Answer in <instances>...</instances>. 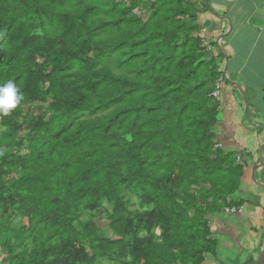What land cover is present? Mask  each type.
Instances as JSON below:
<instances>
[{"label": "trees", "instance_id": "obj_1", "mask_svg": "<svg viewBox=\"0 0 264 264\" xmlns=\"http://www.w3.org/2000/svg\"><path fill=\"white\" fill-rule=\"evenodd\" d=\"M202 10L201 0H0V83L24 96L0 114V264L215 255L208 217L242 205L232 198L245 163L213 140L211 94L225 80Z\"/></svg>", "mask_w": 264, "mask_h": 264}, {"label": "crops", "instance_id": "obj_2", "mask_svg": "<svg viewBox=\"0 0 264 264\" xmlns=\"http://www.w3.org/2000/svg\"><path fill=\"white\" fill-rule=\"evenodd\" d=\"M201 1L205 4L198 17L203 26L201 37L206 45L215 44V48L208 47L209 56L219 54L220 47L227 59L226 78L234 84L225 81L220 86L213 140L245 163L240 187L232 198L242 205L232 213L208 217L217 249L202 264H255L264 239V189L250 176L264 144V0ZM254 178L264 186V148L262 166Z\"/></svg>", "mask_w": 264, "mask_h": 264}, {"label": "clouds", "instance_id": "obj_3", "mask_svg": "<svg viewBox=\"0 0 264 264\" xmlns=\"http://www.w3.org/2000/svg\"><path fill=\"white\" fill-rule=\"evenodd\" d=\"M24 100L19 87L12 80L0 83V114L7 115Z\"/></svg>", "mask_w": 264, "mask_h": 264}, {"label": "water", "instance_id": "obj_4", "mask_svg": "<svg viewBox=\"0 0 264 264\" xmlns=\"http://www.w3.org/2000/svg\"><path fill=\"white\" fill-rule=\"evenodd\" d=\"M217 50H218L219 54H222V52L220 51V47H219V46L217 47ZM222 56H223V60H224V68H223V71H222V74H223L224 80H225L228 84H230L231 86H234V84H233L232 82H230V81L226 78L227 59H226V57H225L224 55H222ZM263 148H264V144H263V145L260 147V149H259V164L256 165V166H254V167L252 168V170H251V173H250L251 181H252L257 187L262 188V189H264V186L261 185V184H259V183H257V182L255 181L254 174H255L256 170L259 169V168L262 166V151H263ZM263 260H264V239H263V246H262V248H261V251H260V253H259V256H258V258H257V260H256V262H255V264H262Z\"/></svg>", "mask_w": 264, "mask_h": 264}, {"label": "rangeland", "instance_id": "obj_5", "mask_svg": "<svg viewBox=\"0 0 264 264\" xmlns=\"http://www.w3.org/2000/svg\"><path fill=\"white\" fill-rule=\"evenodd\" d=\"M195 2V0H193ZM135 13H138L137 10H135ZM145 14H142L141 17L144 18ZM98 227L102 230V231H106L108 236L110 237L111 236V233L108 229V222L103 219L101 216L98 217ZM0 256H1V251H0Z\"/></svg>", "mask_w": 264, "mask_h": 264}, {"label": "built area", "instance_id": "obj_6", "mask_svg": "<svg viewBox=\"0 0 264 264\" xmlns=\"http://www.w3.org/2000/svg\"><path fill=\"white\" fill-rule=\"evenodd\" d=\"M190 1H193V0H190ZM220 84H221V81H218L215 85V88L211 94L212 98L216 101H218L219 99V95H220ZM237 161H239V159L237 158ZM225 213H232L233 210L232 209H225L224 210Z\"/></svg>", "mask_w": 264, "mask_h": 264}]
</instances>
